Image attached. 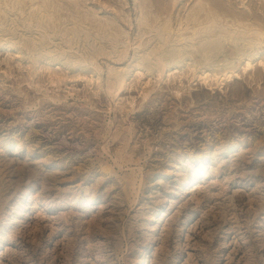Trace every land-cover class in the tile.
Segmentation results:
<instances>
[{"label": "rangeland", "instance_id": "obj_1", "mask_svg": "<svg viewBox=\"0 0 264 264\" xmlns=\"http://www.w3.org/2000/svg\"><path fill=\"white\" fill-rule=\"evenodd\" d=\"M142 1L46 0L57 28L40 13L29 29L19 26L29 16L14 22L0 4V264H138L147 249L145 264H264V66L208 89L189 82L186 54L179 93L167 69L137 78L138 55L179 47L155 51L161 27L145 17L159 12ZM221 1L229 19H264V0ZM173 2L163 0L160 19L178 27L197 0ZM100 22L120 31L116 47ZM38 28L47 41L32 51L23 42ZM245 43L223 42L212 63L236 61L253 50ZM111 70L130 73L121 96L110 93ZM156 93L163 99L149 102ZM45 201L55 209L42 211Z\"/></svg>", "mask_w": 264, "mask_h": 264}, {"label": "bare ground", "instance_id": "obj_2", "mask_svg": "<svg viewBox=\"0 0 264 264\" xmlns=\"http://www.w3.org/2000/svg\"><path fill=\"white\" fill-rule=\"evenodd\" d=\"M173 1H174L173 5L175 6L179 0H173ZM146 3H147V0H143L141 2V5H146ZM0 4H6V6L10 7L12 10H16V12L13 14L14 17L12 18L14 22H17L19 18H21L20 16L23 14H26L24 18L26 16H29V21L24 20L23 22L26 25H23V24L19 25V26H24L26 29L27 28L29 29L33 21L39 18L40 13L43 16H47L49 20L51 21V24H49L50 28H57V26L54 25V20H53L55 18L54 14L53 13L51 14V12L46 9L49 6V4H46V0H40V1L0 0ZM152 5L156 6V10L159 13L156 14V16H154V18H151V19L148 18V16H146L145 26H147V28L148 26L149 28H154V29L156 28L155 29L156 31H158V29H160L161 27L160 31L157 33V35L155 34V36H159V38L163 39L158 42V44L155 47V51H157L158 49L167 50V48L171 45L179 46V47L168 49L166 56L168 55L169 57L168 58L163 57V59L160 56L158 57L159 55L158 52L155 53L153 56H152V53H150L149 51H148L149 52L148 54L147 53H144L142 55L137 54L138 58L135 64V67L139 71L137 73V78L141 79L142 75L145 74L146 70L152 71L156 67L161 72L159 73V78H160V75H162L163 72L167 69L166 73L168 71L170 72L168 76L169 77L168 80L171 82L174 80H178L176 91L177 93H179L180 87L184 85V83L186 82L185 77H188L187 72L185 73V71H183L184 63L180 64L186 59L184 57L186 54H189L187 56L193 57L191 59L194 60L189 65V71H192L191 76L188 74L189 80H190L189 82H192V80L196 81L200 78V81H202L203 84L208 85V89L215 88L216 84H219L220 86L222 85L230 86L232 85L233 82L236 83L239 80V78L242 77L243 74L252 73L255 69L262 70V67L264 66V58L260 60L259 58H261V56H259V54H261V50L264 49V45H263L264 44V19L260 17L259 15L252 16L251 14L243 10V12L235 14V19H229L230 14L233 13L234 11L227 3H224L221 0H197V6L193 7L187 16H180L179 21H178L179 25L178 27H175L172 23L171 18L168 15L160 19V17L162 16L161 14L168 12L165 10L166 9L165 6H163V0H153ZM25 7H28L27 10L25 9ZM5 11L6 10L3 7L0 8L1 26H2V20H3L1 13H4ZM43 12H45V14H43ZM18 14L19 16H16ZM98 25H99V28L103 30L105 36L109 38V41L112 42V46L116 47V45L120 43L119 42V35L121 34L120 31L118 30L117 33H114L113 31H111L112 28L111 29L107 28L106 25L101 22L98 23ZM36 30H37L36 32L34 31L32 32L31 38L29 39V41L23 42L24 45L27 46V48L32 51H34L38 46L44 45V42L45 40L47 41V36H48L47 30L41 31L39 30V28ZM72 32L75 36H79L81 34V30L78 28L76 24L72 28ZM142 32H143L142 35L149 33V31L146 28H143ZM62 33L64 35L66 34L64 32ZM8 34H12L11 31H9ZM159 38L157 39L159 40ZM141 39L142 37L140 38V40ZM240 40L247 42L245 43V45L254 47L253 50L249 52H239L237 55V60L234 62L233 61L229 62V59L225 58L223 60L226 62L228 61L226 64L224 63L221 64L220 62L212 63L215 61V60L213 61V58L216 57L221 52V49L219 48L223 42L226 41L227 44L233 45V44H238ZM172 41H177V44L170 43ZM144 44L145 42L140 43L136 48H142V45ZM3 45H7L6 49H10V47L13 46L14 43H9V44L3 43L2 46ZM240 47L238 46V48ZM122 48L123 49L121 50V52H123L127 56L128 54H130V51L133 49V45L131 43V45L123 46ZM243 48H246V47L243 46ZM106 51H107V48H106ZM103 53L107 54V52H97L92 55V59L95 60L97 57H99ZM256 62H258L257 66H255ZM241 64L242 65L244 64L243 67L241 66ZM239 66L242 69V71L240 72L237 69ZM110 73L113 79V83L110 86V93H112L113 96H121L127 90L130 73L129 71H125V70L124 72H118V70H111ZM50 74H51L52 82H56L57 79L60 78L57 71L51 70ZM150 83H151V80L149 81L146 80L142 84L143 85V88H142L143 95L145 97L150 95V92L154 89L155 85L154 86L150 85ZM158 99H163V95L161 93H156L152 95L149 99V102H153ZM216 154L217 153L215 152L213 158H216ZM189 161L190 160H188V162ZM203 161H202L201 166H204ZM175 167L176 169L180 168L178 165H176ZM197 184H198V181H195L194 184L191 185V187L195 186V188H198L199 186H196ZM191 187H189V189ZM70 188L72 187H67L65 189H70ZM171 201L173 202V199ZM38 203L39 201L36 202V205ZM65 204H67V202L64 203V206H66ZM36 205L34 207H36ZM55 207H56L55 203L45 201L43 203L42 211L54 210ZM100 209H102V207H100ZM162 213L163 215H166L165 212H162ZM148 252H149L148 249L144 250L143 252L144 254L142 253L143 257H141L138 264L146 263L145 257H147Z\"/></svg>", "mask_w": 264, "mask_h": 264}]
</instances>
